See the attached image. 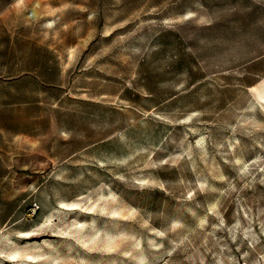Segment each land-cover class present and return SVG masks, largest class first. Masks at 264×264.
Listing matches in <instances>:
<instances>
[{"label": "rangeland", "instance_id": "1", "mask_svg": "<svg viewBox=\"0 0 264 264\" xmlns=\"http://www.w3.org/2000/svg\"><path fill=\"white\" fill-rule=\"evenodd\" d=\"M1 27L36 82L2 112L0 264L9 238L29 264H264V0H0Z\"/></svg>", "mask_w": 264, "mask_h": 264}, {"label": "crops", "instance_id": "2", "mask_svg": "<svg viewBox=\"0 0 264 264\" xmlns=\"http://www.w3.org/2000/svg\"><path fill=\"white\" fill-rule=\"evenodd\" d=\"M19 41L15 35L10 34L9 28H0V172L14 168V164L8 160L11 145L15 142L18 143V139H25L24 133L15 132L11 135L8 114H6V119H3V108L10 105V86L13 85L15 88H19L20 84L24 86L26 78L31 75H33V82H36L35 68L32 71L18 70L21 59L16 56L20 45ZM11 51L14 53L13 56ZM11 56L13 60H11ZM23 90L25 89L23 88Z\"/></svg>", "mask_w": 264, "mask_h": 264}, {"label": "bare ground", "instance_id": "3", "mask_svg": "<svg viewBox=\"0 0 264 264\" xmlns=\"http://www.w3.org/2000/svg\"><path fill=\"white\" fill-rule=\"evenodd\" d=\"M21 237H29L32 236L31 234L24 233L20 235ZM19 237V238H21ZM19 241V240H17ZM14 244V248L8 247L11 243H15L10 241V238L8 241L6 240V243H4L3 247H7V250L4 251L2 257H5L7 259V262H12V264H29V263H36L37 262V246H33L32 251H26L22 250L24 249L22 246H20V243ZM12 257H15V259H12Z\"/></svg>", "mask_w": 264, "mask_h": 264}, {"label": "built area", "instance_id": "4", "mask_svg": "<svg viewBox=\"0 0 264 264\" xmlns=\"http://www.w3.org/2000/svg\"><path fill=\"white\" fill-rule=\"evenodd\" d=\"M31 211H32V213H36V211H37V204L33 203L31 205Z\"/></svg>", "mask_w": 264, "mask_h": 264}, {"label": "snow or ice", "instance_id": "5", "mask_svg": "<svg viewBox=\"0 0 264 264\" xmlns=\"http://www.w3.org/2000/svg\"><path fill=\"white\" fill-rule=\"evenodd\" d=\"M63 207V206H62ZM12 259H15V257H12Z\"/></svg>", "mask_w": 264, "mask_h": 264}]
</instances>
